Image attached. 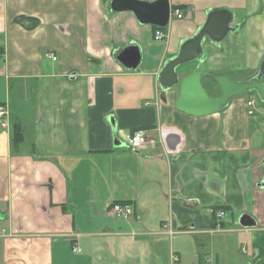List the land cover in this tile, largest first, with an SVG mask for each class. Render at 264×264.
Returning <instances> with one entry per match:
<instances>
[{"label": "crops", "instance_id": "obj_1", "mask_svg": "<svg viewBox=\"0 0 264 264\" xmlns=\"http://www.w3.org/2000/svg\"><path fill=\"white\" fill-rule=\"evenodd\" d=\"M111 1L0 0V264H180L186 243L233 232L252 244L251 264H264V101L247 93L194 116L176 106L179 85L160 83L215 8L233 14L234 30L220 44L206 38V68L253 74L264 0H169L182 18L163 40ZM131 43L138 69L116 58ZM196 65H181V78ZM140 127L149 139L132 149L127 135ZM116 202L133 206L129 218L114 214ZM244 214L256 226L242 227ZM203 255L200 264H219Z\"/></svg>", "mask_w": 264, "mask_h": 264}, {"label": "water", "instance_id": "obj_2", "mask_svg": "<svg viewBox=\"0 0 264 264\" xmlns=\"http://www.w3.org/2000/svg\"><path fill=\"white\" fill-rule=\"evenodd\" d=\"M112 11H133L140 23L165 27L170 23L171 4L169 0H112ZM233 14L226 9L215 8L209 12L204 25L193 37L185 40L178 55L171 58L160 72V83L165 88L180 86L178 109L194 116H203L214 112H223L232 101L247 93H254L264 101V57L256 71L244 79H234L226 72L211 71L204 63V41L209 38L220 44L234 30L231 26ZM116 58L128 69H138L140 48L136 43L122 47ZM197 62L196 67L181 78L178 68L181 65ZM208 79L218 89L217 95H211L203 84ZM242 227L256 226L255 219L249 215L241 216ZM249 264V263H247Z\"/></svg>", "mask_w": 264, "mask_h": 264}, {"label": "rangeland", "instance_id": "obj_3", "mask_svg": "<svg viewBox=\"0 0 264 264\" xmlns=\"http://www.w3.org/2000/svg\"><path fill=\"white\" fill-rule=\"evenodd\" d=\"M206 82L207 80H204V83ZM255 97L259 104L261 100L256 95ZM233 226L235 230L240 228L237 224ZM244 238L245 236L240 232L216 234L214 237L203 234L199 243L196 242L194 245L186 243L185 252L180 264H200L198 260L199 253L204 254L203 257L205 258L213 256L216 258L215 255H217L219 257V264H242V262H245L243 264H251L254 261L253 247L251 243L249 246Z\"/></svg>", "mask_w": 264, "mask_h": 264}, {"label": "built area", "instance_id": "obj_4", "mask_svg": "<svg viewBox=\"0 0 264 264\" xmlns=\"http://www.w3.org/2000/svg\"><path fill=\"white\" fill-rule=\"evenodd\" d=\"M173 16H177L178 18H182V13L181 10L179 8H175L173 10H171V18ZM155 38L156 40H163L165 39V33L163 30L159 29L156 31L155 33ZM51 57H53L54 59L57 58V56H55L54 53L49 54ZM255 104V99H251L249 100V105L252 106ZM7 113V108L4 104L0 103V123L4 122L5 119V115ZM148 131L146 128L144 127H140L138 129H136L134 132L130 133L127 135V142L129 144V146L132 149H138L141 148L147 141H148ZM112 210L114 212L115 215H117L120 218H129L133 212V206L129 203H113L112 205ZM227 216V212L225 209H220L216 212V217L218 221H223V219ZM217 223L215 230H220L222 229L221 223ZM172 233V232H171ZM179 259L177 256H174V262L175 264H179L178 263ZM208 264H214V262L209 261L207 262Z\"/></svg>", "mask_w": 264, "mask_h": 264}, {"label": "trees", "instance_id": "obj_5", "mask_svg": "<svg viewBox=\"0 0 264 264\" xmlns=\"http://www.w3.org/2000/svg\"><path fill=\"white\" fill-rule=\"evenodd\" d=\"M157 29L165 30L166 27H156ZM208 80V79H205ZM254 94V93H249ZM23 128L20 124L16 125L14 129V139L16 142H21L23 140Z\"/></svg>", "mask_w": 264, "mask_h": 264}, {"label": "flooded vegetation", "instance_id": "obj_6", "mask_svg": "<svg viewBox=\"0 0 264 264\" xmlns=\"http://www.w3.org/2000/svg\"><path fill=\"white\" fill-rule=\"evenodd\" d=\"M263 80H264V78H263Z\"/></svg>", "mask_w": 264, "mask_h": 264}]
</instances>
